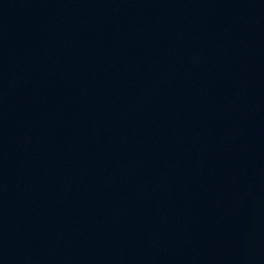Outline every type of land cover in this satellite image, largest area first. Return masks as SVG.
<instances>
[{
    "label": "water",
    "instance_id": "1",
    "mask_svg": "<svg viewBox=\"0 0 264 264\" xmlns=\"http://www.w3.org/2000/svg\"><path fill=\"white\" fill-rule=\"evenodd\" d=\"M234 0H0V208L145 98Z\"/></svg>",
    "mask_w": 264,
    "mask_h": 264
}]
</instances>
